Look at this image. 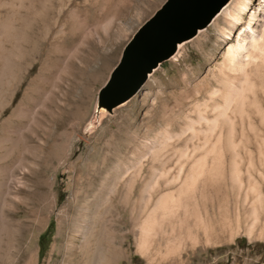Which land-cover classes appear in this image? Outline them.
Masks as SVG:
<instances>
[{
  "label": "rangeland",
  "instance_id": "374dc122",
  "mask_svg": "<svg viewBox=\"0 0 264 264\" xmlns=\"http://www.w3.org/2000/svg\"><path fill=\"white\" fill-rule=\"evenodd\" d=\"M4 1L8 0H0V25L7 9H10L7 5L1 7ZM95 1L97 0L55 1L53 18L56 25L52 29L50 27L49 35L47 34L45 41L37 45L31 57L25 59L24 67L16 76L15 84L10 82L9 75L4 71V64L15 63L16 58L11 54L13 48L15 46L21 48V44H16L14 37L5 41L7 33L0 27V101L3 98L5 101L3 105L1 104L3 102H0V137L9 135V139L15 141L19 135L29 134V138L36 142L32 145L37 148V153H42L44 157L39 161L40 163L31 160L24 163L25 167L23 165L22 169H27L24 173L21 166L17 167L14 164V171H17L15 175H19L23 182L22 186L16 189L17 191L11 190L13 198L16 197L14 203L5 200V195L1 196L0 211L5 213L0 212V221L3 223L4 219H17L28 223L29 228L21 243L15 244L16 247L13 246L12 256L0 264H25L29 254L33 257L32 264H70L73 257L80 264H95L94 260H98L96 264H107V262L110 264H264V119L258 122L259 129L256 132L247 131L244 136L240 133L233 136L236 148L232 152V162L226 164L223 171L221 170L228 178L226 176V180H219L217 196L213 194L211 199L208 198L216 207L223 199L228 202L232 233H218L219 237L209 242L204 241L202 234L201 239L196 242L184 239L175 254L164 255L166 239L163 238L161 230H158L151 235L149 241L150 255L139 251L138 247V239L141 237L139 228L146 214L152 210L157 195L177 187L159 181L157 176L161 173L162 167L152 163L150 157L144 156L148 155L151 148L161 143L165 144L164 154L167 155L165 157L167 162L163 164H166L167 170L171 168L172 172H176L181 162L185 163L187 160V157L180 159L178 155L175 156L176 148H182L189 153L199 146H204L209 135L212 137L216 135L217 137L214 136L212 139L220 146L218 131L213 134L204 129L206 134L193 137L189 126L201 120L210 94L216 93L215 99L221 104L218 92H221L223 84L218 81L222 80L223 65L230 46L229 42H224L220 33L221 29L227 28L222 22L223 13L220 12V15L213 19L215 22L212 21L205 30L199 31L195 38L179 45L181 47L177 53L149 76L141 91L131 100L113 110L112 114L96 113L98 91L106 83L112 69L119 61L123 47L132 36H128L124 41H117L120 29L127 25L132 26L131 23L135 22L133 19L138 14L145 13L142 19L136 20L137 24L133 26L135 31L160 8L165 0H145V3L144 0H129L125 16L120 17H105L104 13L100 15V4ZM262 1L264 0H259L244 15V23L238 28V32L247 30L251 14L259 7L263 8L264 5L260 4ZM19 7L20 4L15 0L13 8L17 13L20 11ZM75 9L81 10L85 18L87 17L85 23L88 25H85L97 32L95 37L93 35L94 38L91 37L90 42L101 59L97 58L95 63H89L86 68L89 78L94 77V80L88 86L86 80L82 81L83 88L80 90L74 88L66 72L60 76L47 74L48 84L43 85L39 96H35L34 102L27 105V110H31L29 111L31 120L28 117V122L20 125L18 119L13 117V112L23 102L32 82L40 74L51 42L59 39L56 34L62 29V24L69 13ZM97 11L99 17L95 18L94 24L93 19ZM218 23L219 30L216 27ZM16 24L14 22L11 27L17 29L19 25ZM252 28L258 29L257 25H252ZM96 37H100L102 42L99 43ZM71 40L72 38L69 41ZM200 40L205 41L204 47L198 45ZM69 41H65L66 45L70 44ZM103 53L107 55L105 58L102 57ZM206 85L204 94L197 99L194 98L193 95ZM207 116L214 118L211 111ZM225 119L219 122L225 124L234 122L237 125L244 124L245 127L250 123L247 120L241 122L237 119L240 121L237 122L230 120L231 118L228 120L225 117ZM206 121L203 119L200 126L207 128ZM199 124L200 122L197 123ZM36 125H39V132L36 131ZM45 128L48 130V135L43 137ZM10 129V132L16 130L14 135L13 132L12 134L9 132ZM18 130L19 135L15 133ZM165 131L169 135H166ZM40 142L45 146L43 147ZM5 152L1 149L0 156L3 157ZM121 165L120 169L125 171L124 180L129 182V179L134 178L131 195L125 202L121 200L126 190L125 183L118 176L115 178L114 173L111 177L107 175L108 167L113 169ZM93 168L101 170L100 178L95 180V188L101 190L102 187L103 197L108 196L107 193L112 190L106 201L108 209H111L104 222L109 221L110 224L113 222L111 233L99 232L102 224L98 222L96 216H93L94 209L88 210V204L93 197L87 194L85 189L88 188L87 181L93 174ZM30 170L35 171L37 177L32 175ZM155 174L156 177L152 180ZM80 177L82 180L79 179ZM149 182L148 191L143 192ZM253 182L257 185L255 186ZM38 183L44 185L40 187ZM209 202L207 207L210 208L207 209L210 214L212 204ZM90 207L92 208L91 205ZM86 209L87 213H84ZM237 215L240 217L239 222ZM50 224L53 230L52 236L49 232ZM90 227L94 228V232ZM164 230L166 229L162 231ZM47 231L49 235L44 238L43 245L48 247L40 254L39 239ZM155 250L160 251V255H153ZM103 259H106L105 262Z\"/></svg>",
  "mask_w": 264,
  "mask_h": 264
},
{
  "label": "bare ground",
  "instance_id": "6f19581e",
  "mask_svg": "<svg viewBox=\"0 0 264 264\" xmlns=\"http://www.w3.org/2000/svg\"><path fill=\"white\" fill-rule=\"evenodd\" d=\"M17 1L20 4L19 13H17L15 11L16 9L14 10L13 8L15 0L4 1L3 5L1 6L5 7L7 5L10 8L7 9L4 19L1 21L0 25V27H2L3 32L7 33V35L5 36V41L11 40L14 37L13 40L16 41V44H21V48L15 46L16 48H13L14 50L11 54V56H14L16 58V60L14 61L15 63L11 64L10 62H6L4 64V71L9 75V79L12 84H15L17 79L16 76L24 67L23 63L25 59L27 60V58L31 57L30 55L35 51L37 45L40 42L45 41L47 34L50 32V27L52 29L56 25V21L53 18V14H55L54 4L56 0ZM258 2L259 0H230L228 5L221 11L220 14L223 13L222 22L225 23L227 28L221 29L220 33L224 42L230 43V46L227 50L226 60L223 65L222 72L224 73L222 76V80L218 81L223 84V87H221V92H218L220 94L219 98L221 100V104L217 102V99H215L216 93L210 94L208 96V103H205V113L204 115H201V120L197 122H200V124L197 125L196 123L191 124L189 126L193 132V137H200L201 134H206L207 132H211L214 134V132L218 131L220 146H218L216 141L212 139L216 135H214L213 137L212 135H209L211 137H206V145L204 144V146H199L198 148L190 151L189 153L188 151L182 150V148H176L174 151L175 156L178 155L180 159L187 157L185 163L181 162L180 167L179 169L177 168L178 171L176 172H172V170H170L171 168L167 170L168 167L166 168V164H163L167 162L165 158L167 155L164 154L166 150L165 144L161 143L153 147V149L151 148L148 155H143L145 158L150 157L152 163L159 164V167H162L160 168L162 170H160L161 173L158 174L159 176H157L159 177V181H162V183H165L167 185H177L176 188L170 190L169 192H163L157 195L152 210L146 214L144 220L142 221V225L139 228L141 232V237L138 239V247L139 251L143 252L146 255H150L151 253L149 243L151 235L157 233L156 231L158 230H161L163 238L166 239L164 255L175 254L179 249L180 245L182 246L181 241L184 239L196 242L202 234L205 239L204 241L209 242L210 240L219 237L218 233H232V219L230 218V211L227 206L228 202L223 199L220 203H218L219 205L216 207L213 204L214 202H209V200L211 199L213 194L216 195L219 192V188L217 187L219 183L218 181L221 179L226 180L228 178V176L222 172V169L226 164H230L232 162V152L236 148V143L233 141V136L237 133H240L242 136H244L247 131L256 132V130L259 129L258 122H262V120L264 119V6L263 8L259 7L257 11H254L251 14L250 21L247 25V30L245 29L246 31L238 32V28L242 27L244 23V15L249 12L252 7ZM260 4L264 5V1L260 2ZM229 5L230 7L227 8ZM99 9L100 15L101 13H104L105 17L111 12V8L109 10H104V7L102 5H100ZM98 11L93 19L94 24L96 22L95 18L99 17ZM143 15H145V13L138 14L136 18L133 19L135 20V22L131 23L132 26L127 25V27L120 29V34H116L117 41H124L128 39V36H131L134 32L133 26L137 24L136 20L140 19ZM85 19H87V17L85 18L81 10L79 11L75 9L69 13V16L62 24V29H60L59 33L56 34V37L59 39H55L56 41L54 40L51 42L48 56L41 67L40 74L32 82L31 87L29 88L23 99V102L13 112V117L18 119L20 125L25 122H28V117L30 119L29 111L31 110H27V105L31 104L32 101L34 102V97L39 96V91L43 89V85L48 84V76L46 77L47 74L52 73L51 75L60 76L62 73L66 72L68 74V77L72 80V85L74 86V88L80 90H82L83 88L82 81L86 80V86L90 85V82H93L94 77L89 78V74H87L86 68L89 63H95L97 58L101 59V56L95 52V49L92 48L94 46L90 42L91 37H93V35L95 37L97 32L96 30L94 31L90 27L86 26L88 24L85 23ZM14 22L19 25V29L11 27ZM252 25H257L258 29L254 30L252 28ZM109 26L110 23L108 22V27ZM216 27L218 28V30L220 29L219 23L216 24ZM104 31H106V28H104ZM67 37L72 38L71 42L69 41L70 38L68 39ZM95 39L98 40L99 43L102 42V39L100 37H96ZM203 39L205 40L206 37H204ZM66 40H68L70 44L66 45ZM204 40H200L198 42V45L204 47ZM25 47L26 49H24ZM180 47L181 46H178V49H180ZM88 48H91V50ZM77 59H80V61L78 62ZM207 85L201 91L195 93L193 97L197 99L202 96L204 94L203 91H205V88H207ZM2 100L0 102H3L1 103L3 105L5 102L4 98ZM6 103L5 105H7ZM210 111L214 114L213 119L207 116L208 114H210ZM100 113H104V111L101 110ZM225 117L228 120L229 118H231L230 120L232 121H237V119H239L241 122L247 120L250 121V123L248 127H245L246 125L244 126V124L237 125L231 121V124L219 122V120L223 118L225 119ZM203 119L207 120V123H205L207 125V128H203L200 126ZM38 129L39 125H36V131H38ZM204 129H206L207 132H205ZM10 131L11 129L9 130V132ZM14 131L12 130L13 135ZM12 132L10 133L12 134ZM15 133L19 135L20 132L18 130ZM165 134L169 135L167 131H165ZM28 135H19L18 139L15 141H11L12 139H9V135L7 137H0V150L4 149L6 151L3 157L0 156V163L2 164V166L0 167V199L2 198V195H5V200L10 201L11 203H14V200H16V197L13 198V196L11 195V190L18 189L22 186L23 182H21L19 175H15L16 170L14 171V164L17 167L18 165L21 166L22 169L24 163L26 164V162H28L29 160L39 162L44 158L42 153H37V148L32 145L36 142L33 141L31 137L29 138ZM46 135H48L47 128H45L43 132V137H46ZM31 136L33 135L31 134ZM173 136L176 137L175 135ZM179 141L180 140H177V142ZM40 144L43 147L45 146V144H42L41 142ZM23 167H25V165ZM121 167L122 165L119 168L115 167L113 169L108 167L107 175L111 177L113 175L112 173H114L115 178H117L118 176L125 183L126 190H124L121 198V200H124L125 202L129 199V196L131 195L132 182L134 178H132V180L129 179V182L124 180L125 171L120 169ZM224 168H226V166ZM33 170H30V172L32 171V175L37 177L36 172H33ZM22 171V173L27 172V169H22ZM92 171L93 174L91 178H89L87 181L88 188L85 190L87 194L92 195L93 200L90 199L91 202H89L90 204H88L89 209H87H94L93 216H96L97 220H99L98 222L102 224L99 229V232L104 233L108 231L111 233L110 230L112 229L111 225L113 224V222L112 224H110L109 221L108 223L104 222L106 216L109 215V209H111H108V202L106 203V201L108 200V196L112 190H109V192L107 193L108 196H106V194V197H103L102 195H104V193H102V187L100 190L95 188L94 185L95 180H98L101 176V170L98 168H93ZM156 174L153 177L151 176L152 180L155 179ZM28 176H30V174H28ZM81 178L82 177H80L79 179ZM103 183L105 182L103 181ZM149 184L150 182L147 183V185L143 189V192L148 191L147 188ZM255 184L257 185V183H254V185ZM38 185L42 187L44 183H38ZM14 194L15 193H13V195ZM198 195L200 197H198ZM102 198H104V200ZM197 198H199V200H197ZM208 198L210 199L208 200ZM208 202L212 204V210L210 214L208 211L210 207H207ZM90 205L92 206V208L90 207ZM87 209L84 213H87ZM100 209L101 214H99ZM10 214L12 213L10 212ZM5 216L7 217V215ZM239 218V215H237V222H239ZM27 224L26 222L19 221L17 219H4L3 223L0 221V263H4L10 256H12L11 254L13 246L15 244L19 245L21 243V239L24 238V235L26 234L27 229L29 228ZM90 228L92 229L91 231L94 232V228ZM163 229H166L164 230L165 232L162 231ZM98 241L99 240H97V242ZM152 254L160 255V251L155 250ZM105 260L106 259H103V262H105ZM32 261V254H29V257L25 261V264H32ZM95 261L97 262L98 260H94V262ZM107 261H109V259ZM70 264L80 263H78V261H76V259L73 257V259L70 260ZM107 264L110 263L107 262Z\"/></svg>",
  "mask_w": 264,
  "mask_h": 264
},
{
  "label": "water",
  "instance_id": "95a60500",
  "mask_svg": "<svg viewBox=\"0 0 264 264\" xmlns=\"http://www.w3.org/2000/svg\"><path fill=\"white\" fill-rule=\"evenodd\" d=\"M230 0H165L137 27L118 63L98 91L96 113L112 114L137 95L149 76L170 60L178 46L205 30Z\"/></svg>",
  "mask_w": 264,
  "mask_h": 264
},
{
  "label": "crops",
  "instance_id": "0c3cea01",
  "mask_svg": "<svg viewBox=\"0 0 264 264\" xmlns=\"http://www.w3.org/2000/svg\"><path fill=\"white\" fill-rule=\"evenodd\" d=\"M92 1L94 0H90V2ZM95 2H98L100 5H102L104 7V10L105 9L109 10L110 8H112V10H110L111 12L108 15H106L107 17L125 16V11L128 10V5H129V0H97ZM144 3H145V0H144ZM114 10L115 12L119 10V12H116L115 14V12H112ZM106 56H107L106 54L104 53L102 54V57L105 58Z\"/></svg>",
  "mask_w": 264,
  "mask_h": 264
},
{
  "label": "trees",
  "instance_id": "16d2710c",
  "mask_svg": "<svg viewBox=\"0 0 264 264\" xmlns=\"http://www.w3.org/2000/svg\"><path fill=\"white\" fill-rule=\"evenodd\" d=\"M49 232H50V235L52 236V232H53V230H52V226H51V224H50V226H49ZM49 234H48V231H47V233H44L41 237H40V239H39V246H40V254H42L44 251H46V249H47V247H48V245H43V241H44V238L46 237V236H48Z\"/></svg>",
  "mask_w": 264,
  "mask_h": 264
}]
</instances>
